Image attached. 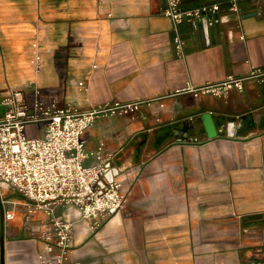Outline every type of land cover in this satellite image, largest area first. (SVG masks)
<instances>
[{
	"label": "crops",
	"instance_id": "crops-1",
	"mask_svg": "<svg viewBox=\"0 0 264 264\" xmlns=\"http://www.w3.org/2000/svg\"><path fill=\"white\" fill-rule=\"evenodd\" d=\"M236 4L238 14L220 7L209 44L192 21L179 24L180 54L164 0H0V117L10 90L79 111L142 101L81 135L87 150L104 143L115 154L131 192L97 229L75 206H56L73 223L67 264H264V82L224 97L190 91L264 65V0ZM27 202L0 185L5 264L37 262L48 218H27Z\"/></svg>",
	"mask_w": 264,
	"mask_h": 264
},
{
	"label": "built area",
	"instance_id": "built-area-1",
	"mask_svg": "<svg viewBox=\"0 0 264 264\" xmlns=\"http://www.w3.org/2000/svg\"><path fill=\"white\" fill-rule=\"evenodd\" d=\"M236 1L185 6L182 0H164L162 12L172 21L176 51L181 54L184 46L179 24L206 13H218L221 6L238 14L240 8ZM224 2L228 3L222 5ZM247 79L264 82V65L252 68L247 76H228L221 82L190 88V91L195 95L211 93L224 97L232 88L241 91ZM140 103H105L79 111L54 101L34 98L27 102L21 90H10L2 98L5 111L0 117V185L9 186L28 200L27 218L36 210L48 218L37 235L41 250L36 264L68 263L73 223L56 217V206H75L91 229L99 228L125 209L131 191L122 190L121 182L116 179L118 171L110 182L104 180L106 166L111 168L115 154L104 143L87 150L81 135L97 118L134 113ZM5 217L11 219L12 214L7 212Z\"/></svg>",
	"mask_w": 264,
	"mask_h": 264
},
{
	"label": "water",
	"instance_id": "water-1",
	"mask_svg": "<svg viewBox=\"0 0 264 264\" xmlns=\"http://www.w3.org/2000/svg\"><path fill=\"white\" fill-rule=\"evenodd\" d=\"M193 1V0H190ZM201 1L199 4H206V3H214V2H221L223 0H196ZM228 2L222 3V5L226 4ZM198 4V5H199ZM255 13H252L250 15H254ZM217 17V13H206L203 14L201 17L196 18L192 21V24L194 28H197L200 34V37L202 38L204 44H209V31L211 26L215 24V19ZM203 125H204V131L208 138H214L217 135V129L215 127V124L212 119V115L209 112H205L201 115ZM236 126L235 121L227 122L226 127L228 131V135H232L231 130H233ZM106 172L104 173V180L106 182H110L113 179V176L117 173L116 168L109 166H106ZM99 184L101 186H104V182L100 181ZM4 229L3 226H0V264H5L4 261Z\"/></svg>",
	"mask_w": 264,
	"mask_h": 264
},
{
	"label": "rangeland",
	"instance_id": "rangeland-1",
	"mask_svg": "<svg viewBox=\"0 0 264 264\" xmlns=\"http://www.w3.org/2000/svg\"><path fill=\"white\" fill-rule=\"evenodd\" d=\"M27 100H28V101H30V100H31V98H30V97H28V98H27Z\"/></svg>",
	"mask_w": 264,
	"mask_h": 264
}]
</instances>
